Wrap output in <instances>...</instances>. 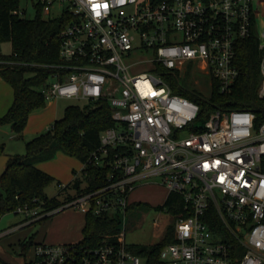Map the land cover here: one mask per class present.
Here are the masks:
<instances>
[{
  "label": "built area",
  "instance_id": "obj_1",
  "mask_svg": "<svg viewBox=\"0 0 264 264\" xmlns=\"http://www.w3.org/2000/svg\"><path fill=\"white\" fill-rule=\"evenodd\" d=\"M36 6L68 18L59 63L42 66L49 70L45 100L106 101L114 124L93 156L108 170L103 186L52 212L17 213L30 220L69 209L107 215L119 218L120 231L116 241L97 245L36 243L24 263L147 264L128 249L124 229L131 193L156 178L178 196L175 215L164 203L158 208L174 226L161 264H264V121L232 110L197 123L198 105L167 82L170 74L182 79L198 70L229 92L239 76L236 44L258 29L264 0H36ZM258 48L264 99V29Z\"/></svg>",
  "mask_w": 264,
  "mask_h": 264
},
{
  "label": "trees",
  "instance_id": "obj_2",
  "mask_svg": "<svg viewBox=\"0 0 264 264\" xmlns=\"http://www.w3.org/2000/svg\"><path fill=\"white\" fill-rule=\"evenodd\" d=\"M18 1L0 0V76L13 90L12 105L0 119V125L8 124L13 134L21 136L29 116L46 107L47 101L41 88L46 83L49 70L42 66L59 63V34L67 25L68 18L43 19L39 6H36L37 16L34 19L23 18L14 14V11H20ZM4 42L11 44L10 54L1 53ZM258 42L256 29L252 27L250 36L236 44L235 65L239 76L229 92H220L218 83L212 81L211 93L206 95L194 86V79L189 73L182 79L172 74L167 77L174 94L198 105L197 123L205 122L216 111L232 110L253 112L257 123L264 121V99L259 97L263 77ZM111 116L112 109L106 101L90 102L84 107L68 106L63 117L54 121L46 132L26 142V154L11 157L2 178L0 218L7 213L18 214L17 209L25 207L40 209V214L52 212L73 197L103 186L108 170L95 165L93 156L100 148L101 133L114 124ZM59 153L75 158L83 165L80 177L77 176L62 188L66 190L72 187L75 193L66 194L62 200L47 196L46 189L54 178L37 167L40 162L55 159ZM0 155H4L3 144L0 145ZM175 201H178V196L170 194L164 202L172 216L178 212V208L173 207ZM143 206L148 207L147 204ZM135 207L136 203H131L128 211ZM52 216H45L41 220ZM119 231V218L88 213L84 217L79 243L97 245L105 239L116 241L114 236ZM173 233L174 226L170 225L159 243L130 244L128 249L144 258L147 264H161L160 253L165 246L174 242ZM33 240L20 242V255L24 258L34 245ZM0 264L10 263L0 257Z\"/></svg>",
  "mask_w": 264,
  "mask_h": 264
},
{
  "label": "rangeland",
  "instance_id": "obj_3",
  "mask_svg": "<svg viewBox=\"0 0 264 264\" xmlns=\"http://www.w3.org/2000/svg\"><path fill=\"white\" fill-rule=\"evenodd\" d=\"M35 3L36 0H19L18 6L22 13L20 16L30 20L34 19L37 16V9L35 7ZM58 15L59 11L56 8L55 10H52V14H42V17L43 19H53ZM263 27L264 18L261 17L259 20L258 29L256 30L258 37L263 31ZM1 50L2 53L10 54V42H4L1 45ZM189 74H191V77L194 79L193 83L197 89H199L206 95H209L211 93L212 79L209 75H206L198 70L193 71V73L190 72ZM86 104V101L76 99H56L46 102V107L40 110L38 114L41 113L44 117H48L47 119H52L53 121L49 123V127H45V129H43V131H40L38 134L46 132L54 123V121L61 119L64 115L65 109L68 106L84 107ZM38 134L23 133L21 136L15 135L10 138L9 125H0V145L3 143L6 144V151L12 152L13 156H23L26 154V142L32 140ZM57 156L55 157V159H57ZM65 159H68V157ZM69 159L71 160H64V158H62L61 160H59V165L54 164L53 166V164H48L49 161H44L40 162L37 166H39L38 168L40 169L42 165L47 163V165L45 166L47 167V170L52 171L53 167V170L57 171L58 176L64 177L69 172L68 175L71 177L74 174L72 173L73 168L78 173L80 172L79 168L80 166H82V164L75 158ZM78 175H80V173H78ZM50 176L53 175L50 174ZM53 178L54 181L46 189V194L48 197H57L58 199L62 200L66 196V194L73 195L75 193V190L72 187L66 190H62L61 186L62 183L65 181L60 182L58 179H56V177L53 176ZM158 183V179H151L147 181L146 184L139 186L135 191L131 193L129 197L130 202L134 204L136 203V207L133 210L128 211V215L125 221L126 225L124 231L125 241L127 244H157L162 239L166 227L172 222L168 216L158 210V208L163 205L168 195L167 190L160 186ZM67 184L69 183L67 182L65 185ZM145 204H147L148 207H144L143 205ZM33 210L40 209L36 208ZM54 215L62 217V219L53 223L52 220L56 217ZM54 215V217L52 216L46 220H41L42 218H38L37 220L28 221H24L25 215L22 213H7L3 215L0 218V232H7L13 229L14 226L17 227H15V230L12 233L0 239V257L12 264H24L25 259L23 256L20 255L21 241L29 240L31 238L39 239L42 238L45 234L64 235L71 232L72 235L74 230V228H72L73 223H82L83 221L81 215L72 209L64 210ZM74 240H80L79 233L75 235ZM31 248L27 251L26 255L28 257L31 254Z\"/></svg>",
  "mask_w": 264,
  "mask_h": 264
},
{
  "label": "crops",
  "instance_id": "obj_4",
  "mask_svg": "<svg viewBox=\"0 0 264 264\" xmlns=\"http://www.w3.org/2000/svg\"><path fill=\"white\" fill-rule=\"evenodd\" d=\"M1 53H2V50H1ZM3 54H5V53H3ZM12 102H13V90H12L11 86L9 84H7L0 76V119L8 111V109L12 105ZM38 112L39 111L34 112L29 116L27 125L25 127L24 132H23L24 134H27V133L28 134H38L40 131H43V129H45V127L46 128L49 127V123L53 121L52 119H50V120L47 119L48 117L47 118L44 117L43 114H41V113L38 114ZM13 136H15V134L12 133L11 128L9 126V137L12 138ZM3 145H4V155H8V156L12 157L13 156L12 152H7L6 151L7 150L6 144L3 143ZM67 157L68 156L59 153L57 156V159H55L53 161H49L48 164H51V165L53 164V166H54V164L59 165L58 164L59 160H61L62 158H64V160H71V159H69L71 157H68V159H65ZM46 165H47V163L42 165L40 167V169L45 171V172H48L47 174H49V175L50 174L53 175L60 182L65 181V182H63L64 184L62 183V185H65L67 182L68 183L72 182L77 176H79L78 173H80V172L77 173V171L73 168V172H72V173H74L73 176L70 177L68 175L69 174V172H68L66 174V176L62 177V176H58L57 171L53 170V167H52V171L47 170V167H45ZM37 167H39V166H37ZM82 168H83V165L80 166L79 171H81ZM75 172H76V174H75ZM75 212H77L78 214L81 215L83 221H82V223L76 222V224H74L71 221L73 223L72 228H74L72 235H71V232L64 234V235L45 234L42 238L34 239L33 240L34 244H36L35 242H37V243L46 242L49 244H60V243H72V242L80 241L82 239V228L84 226L85 215L78 212V211H75ZM54 216H56V215H54ZM61 219H62V217L56 216L55 218H53L52 222L54 223V222L61 220ZM69 230H71V229H69ZM78 233L80 235V240H74L75 235ZM10 264H12V263H10Z\"/></svg>",
  "mask_w": 264,
  "mask_h": 264
},
{
  "label": "water",
  "instance_id": "obj_5",
  "mask_svg": "<svg viewBox=\"0 0 264 264\" xmlns=\"http://www.w3.org/2000/svg\"><path fill=\"white\" fill-rule=\"evenodd\" d=\"M11 160V157L8 155H0V188H1V181L3 176L5 175L8 167V162Z\"/></svg>",
  "mask_w": 264,
  "mask_h": 264
}]
</instances>
